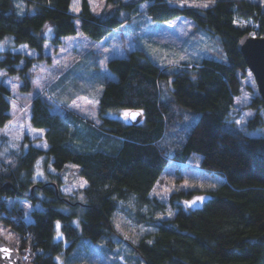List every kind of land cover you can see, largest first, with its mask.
I'll return each instance as SVG.
<instances>
[{"label":"trees","instance_id":"trees-1","mask_svg":"<svg viewBox=\"0 0 264 264\" xmlns=\"http://www.w3.org/2000/svg\"><path fill=\"white\" fill-rule=\"evenodd\" d=\"M142 1L154 20L182 15L197 29L215 34L220 51L172 64L155 62L141 47L110 57L111 74L97 97L98 123L70 109L52 111L44 97H32L29 121L44 128L47 147L26 144L24 138L3 150L0 134V221L11 230L7 242L34 264H126L118 260L123 245L112 217L128 208L133 220L153 226L127 247L130 264H264V134L228 124L249 70L236 45L250 28L235 19H252L256 35H263L259 0H194L207 7L176 0H106L110 9L103 15L90 9L89 0H80L77 13L70 11V0H0V38L9 33L13 39L0 49V67L17 75L20 89L28 90L32 64L49 59L45 41L55 47L76 33V19L80 31L98 40L136 14ZM22 5L34 11L19 10ZM123 9L130 13L121 17ZM21 42L37 54L11 49ZM9 95L0 83V127L11 117ZM249 105L254 113L244 122L246 130L262 127L264 104L257 88ZM120 108L140 110L141 120L131 123L110 114ZM194 154L199 167L220 181L189 209L180 201L195 190L173 191L168 203L174 214L154 218L153 212L164 207L151 195L155 182L170 162L184 164ZM39 157L45 179L34 177ZM65 172L70 181L82 177L86 184L62 192ZM22 197L33 205L28 212L18 204Z\"/></svg>","mask_w":264,"mask_h":264},{"label":"rangeland","instance_id":"rangeland-1","mask_svg":"<svg viewBox=\"0 0 264 264\" xmlns=\"http://www.w3.org/2000/svg\"><path fill=\"white\" fill-rule=\"evenodd\" d=\"M180 4L205 5V2L194 0H176ZM264 5V0H259ZM90 9L95 14L108 12L110 9L106 0H89ZM80 9V0H70V11L73 7ZM143 6V7H142ZM28 7V8H26ZM21 11L28 9L34 11L30 5H22ZM130 12L123 9L120 16L124 17ZM77 32L64 36L61 42L53 47L48 41L44 42L43 51L49 59L35 61L30 67L31 88L20 89V78L17 75L7 73L0 67V83L10 89L11 117L0 127V134L5 138L1 141L2 149L16 146L19 141L24 140L32 144L46 148L43 127H35L29 121V107L32 97L41 95L50 103L52 111H64L70 109L78 112L81 116H88L94 122H99L97 97L102 88L104 78L111 74L107 67V60L113 56H123L134 47L143 48L155 62L159 64L178 63L182 60H199L209 56L210 51L219 49L215 41L216 35L195 25L194 21L185 16H176L166 21L152 19L146 11V3H139V10L130 18L126 19L117 30H112L102 38L91 39L80 31L78 20H75ZM235 23L250 28V35H256V23L252 19L237 17ZM51 27L46 29V34H51ZM199 31V32H198ZM13 42L12 35L6 34L0 38V49L9 47ZM11 49L20 51L27 55L35 56L37 51L25 42L11 46ZM170 83V81L168 80ZM256 90L255 80L250 70L243 79L240 92L235 97V104L228 118L229 127L234 130L247 131L250 134H264V125L253 130H246L244 122L250 116L245 113H254L249 105L253 91ZM246 96V99H245ZM125 108L111 110L110 114L120 119H126L123 113ZM251 115V116H252ZM194 117V114H186ZM243 118V119H242ZM128 119V118H127ZM125 121V120H124ZM236 121H240L237 124ZM27 138V139H26ZM174 141H179L176 134ZM74 169V168H73ZM72 166H68V172L72 173ZM35 178L45 179V163L39 157L34 165ZM65 172V182L61 185V191L71 193L81 185H85L82 177L70 181L69 173ZM73 174V173H72ZM220 181L217 174L209 173L199 167L198 155H192L184 164L170 162L162 171L155 182L151 195L164 203L162 209L153 212L154 218L172 216L175 208L168 203V196L178 189L195 190L189 197L180 201L183 208L189 209L200 205ZM40 195V193H37ZM202 197V200H197ZM186 202H192L188 204ZM18 204L25 208L26 212L32 209V203L26 197L18 200ZM128 208L115 211L112 217L113 226L118 234L120 243L123 245V254L118 257L121 263L130 262L126 259L129 245L136 243L146 232L153 230V226L144 222H137L127 213ZM56 221V227L57 223ZM58 229V228H57ZM59 231V230H57ZM11 230L0 221V237L5 241L10 240Z\"/></svg>","mask_w":264,"mask_h":264},{"label":"water","instance_id":"water-1","mask_svg":"<svg viewBox=\"0 0 264 264\" xmlns=\"http://www.w3.org/2000/svg\"><path fill=\"white\" fill-rule=\"evenodd\" d=\"M237 50L243 57L246 66L251 71L255 80L256 88L260 94L264 104V34L250 35L244 34L241 36L236 45ZM129 112H140L138 109H131ZM142 115L136 117L135 120L128 118L131 123H137L141 120ZM9 184L5 183L4 187ZM3 204V197L0 193V211ZM0 249H7V255L0 251V264H34L24 261L22 254L11 246L7 241L0 237Z\"/></svg>","mask_w":264,"mask_h":264},{"label":"snow or ice","instance_id":"snow-or-ice-1","mask_svg":"<svg viewBox=\"0 0 264 264\" xmlns=\"http://www.w3.org/2000/svg\"><path fill=\"white\" fill-rule=\"evenodd\" d=\"M142 7H143V6H142ZM204 7H207V5H204ZM72 10H73V11H79V7H78V6H74ZM49 31H51V29H49ZM245 99H246V96H245ZM139 115H142V113H140V112L132 113V112H129V111H125V112L123 113V116H124L126 119L129 118V117H131V119H133V120H135L136 117L139 116ZM244 115H245V116H251L252 113H245ZM242 119H243V118H242ZM236 123H237V124H240L241 122H240V121H236ZM240 130L243 131L242 128H241ZM85 183H86V182H85ZM81 187H83V185H81ZM196 199H197V200H202L203 198H202V197H197ZM186 203L191 204L192 202H186ZM57 228L59 229V222L57 223ZM57 235L59 236V235H62V234L59 233V231H58ZM0 251H3V252L5 253V255H7V249H0Z\"/></svg>","mask_w":264,"mask_h":264},{"label":"crops","instance_id":"crops-1","mask_svg":"<svg viewBox=\"0 0 264 264\" xmlns=\"http://www.w3.org/2000/svg\"><path fill=\"white\" fill-rule=\"evenodd\" d=\"M77 32V31H76Z\"/></svg>","mask_w":264,"mask_h":264}]
</instances>
